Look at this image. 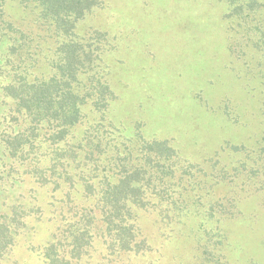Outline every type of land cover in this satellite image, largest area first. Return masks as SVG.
<instances>
[{
  "label": "trees",
  "instance_id": "16d2710c",
  "mask_svg": "<svg viewBox=\"0 0 264 264\" xmlns=\"http://www.w3.org/2000/svg\"><path fill=\"white\" fill-rule=\"evenodd\" d=\"M218 1L264 56V0ZM102 4L0 0V264H21L18 237L44 222L45 211L56 229L30 246L43 264H80L98 239L109 257L146 253L152 245L139 210L157 211L170 225L197 218L191 234L201 264H227L216 252L225 237L220 222L239 211L214 187L246 173L264 190V134L255 148L225 141L211 158L192 162L169 139L147 138L140 121L131 130L118 125L104 62L114 47L109 33L78 30ZM259 73L264 80V66ZM227 149L237 165L221 163ZM21 183L26 190L14 193Z\"/></svg>",
  "mask_w": 264,
  "mask_h": 264
},
{
  "label": "rangeland",
  "instance_id": "374dc122",
  "mask_svg": "<svg viewBox=\"0 0 264 264\" xmlns=\"http://www.w3.org/2000/svg\"><path fill=\"white\" fill-rule=\"evenodd\" d=\"M102 2V8L79 22L78 30L109 33V45L114 47L105 53L104 62L118 95L110 114L118 125L131 130L140 121L147 138L169 139L192 162L211 158L225 141L257 147L264 134V80L259 73L264 56L252 44L247 46L243 26L226 20L225 4L218 0ZM236 158L227 149L221 163L237 165ZM242 174L228 185L214 187L213 195L235 200L239 211L220 222L225 237L216 252L227 264H264V190L256 189L248 174ZM26 188V183L17 184L14 193ZM2 194L9 201L13 198L10 191ZM138 214L150 251L109 257L98 239L91 256L80 264H201V251L191 234L197 218L170 225L159 220L157 211ZM44 215V222L34 223L33 231L18 237L14 257L21 264H43L30 246L49 241L58 223L46 211Z\"/></svg>",
  "mask_w": 264,
  "mask_h": 264
}]
</instances>
